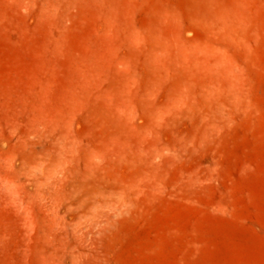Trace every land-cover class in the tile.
Returning <instances> with one entry per match:
<instances>
[{"label": "rangeland", "instance_id": "rangeland-1", "mask_svg": "<svg viewBox=\"0 0 264 264\" xmlns=\"http://www.w3.org/2000/svg\"><path fill=\"white\" fill-rule=\"evenodd\" d=\"M0 264H264V0H0Z\"/></svg>", "mask_w": 264, "mask_h": 264}]
</instances>
